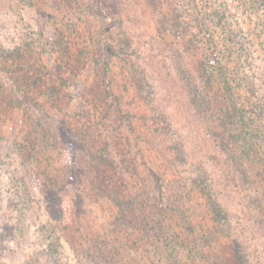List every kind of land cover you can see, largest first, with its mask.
<instances>
[{
	"label": "rangeland",
	"instance_id": "374dc122",
	"mask_svg": "<svg viewBox=\"0 0 264 264\" xmlns=\"http://www.w3.org/2000/svg\"><path fill=\"white\" fill-rule=\"evenodd\" d=\"M210 1L207 8L208 0H0L1 263L40 257V264H82L77 212L86 234L107 238L118 206L107 197L76 211L72 201L85 181L76 171H91L90 155L129 164L145 196L151 181L143 153L166 203L178 209L162 216L181 232L180 245L157 255L144 246L145 253L116 264H264V139L246 154L224 151L219 115L202 108L205 83L220 73V48L231 67L237 56L218 6L226 24L252 42L251 77L264 72V6ZM256 92L252 103L262 116L260 77ZM83 197L96 199L89 188ZM61 204L62 248L48 256Z\"/></svg>",
	"mask_w": 264,
	"mask_h": 264
},
{
	"label": "trees",
	"instance_id": "16d2710c",
	"mask_svg": "<svg viewBox=\"0 0 264 264\" xmlns=\"http://www.w3.org/2000/svg\"><path fill=\"white\" fill-rule=\"evenodd\" d=\"M212 4L213 3L208 0V2H205L204 7L208 8L212 6ZM262 4H264V0H250L244 3V6H246V8L258 6L257 8L259 9L264 6ZM221 9L222 6H218V20L222 22L223 27L225 26L224 30L226 31V37L228 36V39L232 40V46L235 47V54H237V56L232 59V62H235V68L225 62L224 49L220 48L221 57L217 59L220 73L216 78L212 79L210 83H205L206 86L204 90L208 98L202 100V108L204 110L206 109V113H208V110L211 109L212 112L214 109L219 115L220 118L218 121L222 123L221 128L225 130L228 137L223 145L224 151L228 150L229 147H234V150H237L239 147L241 150H245L246 154L250 148L264 139V121L262 119L264 115L260 116L261 112H259L260 110L257 111L256 103H252V101L257 98V78L260 77L264 80V72H260L261 68H259L257 71L253 72L252 77L249 74L247 75V68L253 66V62H251L254 57V49L251 48L252 42L248 39L247 42L251 44L246 43V38L242 36V32H239L240 28L238 31H235L234 28L226 24L227 17ZM211 41V39H207L206 42L211 44ZM256 46L260 45L256 44ZM260 50L264 56V47ZM209 55L210 54L207 56V60L214 62V59ZM262 58V64H264V57ZM234 69L237 70L239 77L235 75L232 76L230 71L232 70L234 73ZM215 83L219 85L217 92L213 91L215 90ZM105 84L107 95L113 98L114 93L111 90V86L108 85V83ZM212 93L216 94L212 96ZM243 93H246V95L248 94L247 98H245ZM211 96L214 97V99ZM248 101H251V107L255 105V111H250V107H247L246 104ZM209 122L210 126L208 127L210 131L212 134L216 135L218 130L212 125L213 121L210 120ZM131 124L132 122L129 119V129L130 132L134 134L135 131ZM140 152L142 153L141 149ZM90 156L92 162H97V160L100 161L97 162V164L93 162L91 171H89V168L87 170L78 169L76 171V175L81 174L85 181L81 182V185L76 189V195L72 201L75 204V210H82L83 205L90 203H98V205L105 204V199L108 197L109 199H107L106 202H113L116 204L118 206V212L117 216L111 219L113 226L108 229V232L111 234L105 235L110 239L101 238V233L99 232H95L92 237L86 234L81 217L77 212L79 227L77 229L78 232L75 234L81 241V243H79L82 248L79 251L81 263L116 264L122 259L133 260L137 258L141 251L145 253V249H143L144 246L146 247V253L148 255H157L159 253L157 249H176V246L180 245L179 236L181 232L177 231L175 227L166 225V220L163 219L162 215L164 210H175L177 207L166 203L167 201L163 193L164 190L161 184V177L146 162L144 154L142 153V165L147 170L151 181V183L148 184L151 191H146L145 196L142 195L138 187L139 179L136 178V176H138L137 169L128 166L129 164L124 165L126 166L125 168H119L113 166L114 163L107 160V158L99 157L98 155ZM85 161L86 158L81 161V164ZM56 182L58 183V181ZM88 188L96 195V199L91 198L85 201L83 193ZM59 191L64 192L65 190L59 187ZM109 193L110 195H107ZM113 196L118 197L114 198ZM147 197L148 199L146 200L145 198ZM61 202H63L62 199ZM140 204L141 207L144 208L141 211L137 210ZM62 207L63 205L61 204V208ZM65 215V210L62 208L60 212V221L57 227L53 226L55 233L60 232V222L65 218ZM54 227H56V229ZM71 237L74 239V235ZM61 248V237L57 233L56 235L53 234L52 243L48 245V250L45 251V254L48 256H56ZM43 259L44 258L39 257L34 260L35 262L33 260V262L30 261L29 264H40ZM0 264L3 263L0 262Z\"/></svg>",
	"mask_w": 264,
	"mask_h": 264
}]
</instances>
